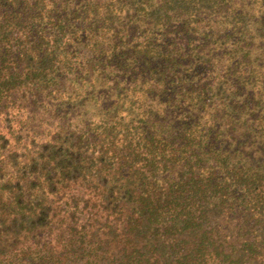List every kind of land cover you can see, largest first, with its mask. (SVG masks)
I'll return each mask as SVG.
<instances>
[{
	"label": "trees",
	"instance_id": "trees-1",
	"mask_svg": "<svg viewBox=\"0 0 264 264\" xmlns=\"http://www.w3.org/2000/svg\"><path fill=\"white\" fill-rule=\"evenodd\" d=\"M0 264H264V0H0Z\"/></svg>",
	"mask_w": 264,
	"mask_h": 264
}]
</instances>
